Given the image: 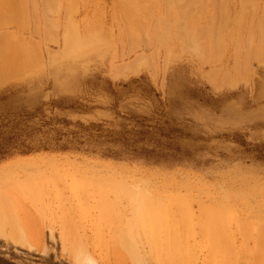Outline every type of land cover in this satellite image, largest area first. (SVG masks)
Masks as SVG:
<instances>
[{"label": "rangeland", "instance_id": "obj_1", "mask_svg": "<svg viewBox=\"0 0 264 264\" xmlns=\"http://www.w3.org/2000/svg\"><path fill=\"white\" fill-rule=\"evenodd\" d=\"M2 65L0 264H264V0H0Z\"/></svg>", "mask_w": 264, "mask_h": 264}, {"label": "bare ground", "instance_id": "obj_2", "mask_svg": "<svg viewBox=\"0 0 264 264\" xmlns=\"http://www.w3.org/2000/svg\"><path fill=\"white\" fill-rule=\"evenodd\" d=\"M203 1V0H202ZM216 1V0H215ZM213 2V1H212ZM191 6V5H190ZM218 7V6H217ZM180 8V7H179ZM190 9V8H189ZM179 10V9H178ZM204 10V9H203ZM215 10V9H214ZM216 11V10H215ZM223 11V10H222ZM180 14V13H179ZM212 16H214V14L212 15ZM216 16V15H215ZM217 17V16H216ZM213 18V17H212ZM211 17L209 18V19H212ZM215 18V17H214ZM216 19V18H215ZM215 19H214V21H215ZM260 19V18H259ZM222 20V19H221ZM220 20V21H221ZM181 21V20H180ZM211 21V20H210ZM186 22V21H185ZM208 23V22H207ZM212 23V22H211ZM218 24V23H217ZM217 24H215V25H217ZM203 25V24H202ZM201 25V26H202ZM211 25V24H210ZM212 26V25H211ZM229 26V25H228ZM157 27V26H156ZM164 28V27H163ZM190 28V27H189ZM209 28V27H208ZM193 29V28H192ZM188 31V30H187ZM190 31V30H189ZM164 32H165V30H164ZM187 33H189V32H187ZM211 34V33H210ZM207 35V34H206ZM208 36H209V34H208ZM207 37V36H206ZM212 37V36H211ZM223 38V37H222ZM197 39V38H196ZM193 41V40H192ZM201 41V40H200ZM190 43V42H189ZM204 43V42H203ZM202 43V44H203ZM207 44H209L208 42H207ZM212 45H213V43H212ZM215 45V44H214ZM215 47V46H214ZM197 49V48H196ZM203 49V48H202ZM199 50V49H198ZM208 53V52H207ZM255 53V52H254ZM201 54V53H200ZM208 55V54H207ZM248 55V54H247ZM248 56H250V55H248ZM247 56V57H248ZM255 58H257L256 56H254ZM257 60H258V58H257ZM259 61V60H258ZM7 63V62H6ZM8 65H9V63H7ZM4 69H6V67L5 66H0V81L3 79V77H5L6 75H8L7 73H9V72H7V71H2V70H4ZM9 74H11V72L9 73ZM227 78H229V77H227ZM20 245V244H19ZM21 245H23V244H21Z\"/></svg>", "mask_w": 264, "mask_h": 264}]
</instances>
